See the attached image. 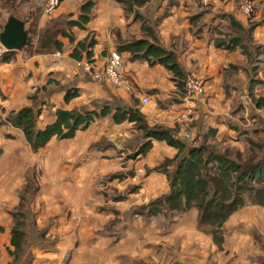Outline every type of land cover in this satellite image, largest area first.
<instances>
[{
    "label": "crops",
    "instance_id": "1",
    "mask_svg": "<svg viewBox=\"0 0 264 264\" xmlns=\"http://www.w3.org/2000/svg\"><path fill=\"white\" fill-rule=\"evenodd\" d=\"M87 1L63 0L48 19L43 15L44 0H0V32L9 15L24 23L28 36L34 19L39 33L54 22L66 28V22L78 20ZM91 1L83 29L66 28L73 42L57 37L60 51L29 53L24 48L7 62L0 60V264L13 262L8 254L12 214L19 208L23 188L29 193L31 181L35 186L28 213L37 234L30 249L32 264H262L264 253L253 242L252 232L264 229L263 207H245L231 215L220 248L197 230L196 209L180 214L165 209L148 216L143 207L169 191L166 174L157 168L178 150L144 137L133 122H114L113 115L117 109L138 111L148 129L172 131L188 107L190 138L181 141L187 147L198 146L209 130L216 131L211 140L223 130L228 136L236 134L227 125L233 115L242 114L252 97L264 98V0L255 1L250 18L242 16L234 0H217L207 8L198 0H150L137 9L158 44L175 54L183 74L204 79L203 96L189 104L170 71L159 64L130 61L127 52L120 55L130 91L94 82L81 70L70 56L78 41L93 40L92 60L101 64L121 42L145 38L141 21H133L113 0ZM32 41L34 49L36 40ZM71 89L77 94L65 102ZM249 106L257 113L264 111ZM24 107L39 111V130L55 122L59 110L89 113L91 121L73 137H53L34 152L22 131L5 121ZM105 107L109 113L100 116ZM38 239L45 241L41 245Z\"/></svg>",
    "mask_w": 264,
    "mask_h": 264
},
{
    "label": "trees",
    "instance_id": "2",
    "mask_svg": "<svg viewBox=\"0 0 264 264\" xmlns=\"http://www.w3.org/2000/svg\"><path fill=\"white\" fill-rule=\"evenodd\" d=\"M113 1L121 6L127 16L132 15L133 21H141V30L145 35L143 39H130L121 42L117 52L119 54L120 52L129 53L132 60H142L149 65L159 64L164 66L172 73V81L176 82L177 87L183 91L185 75L177 64L175 54L172 51L165 50L158 44L155 32L145 24V20L137 12V9L150 0ZM92 7L91 0L84 3L80 7L81 15L78 20L66 22V28L77 27L83 29V26L89 21ZM31 25L33 26L31 27V34L29 36L27 34V42L22 48L29 50V53L60 51L62 44L57 40L59 35L73 42V38L67 29L60 28L56 22L47 27L43 33L37 32L35 19ZM250 30L251 28L247 31L250 32ZM33 38L36 40L34 49ZM235 40L238 41L240 38L232 39V41ZM224 46L229 48L227 44ZM93 47V40L78 41L72 48L70 56L76 61L84 59L93 62ZM216 47L220 46L217 44ZM12 54L13 52H6L0 60L7 62ZM76 94L77 92L73 89L68 90L64 96V101L68 102ZM255 106L264 109V98L255 99ZM108 113L109 109L105 107L101 110L100 116ZM38 115L39 111H35L31 107H24L17 112H11L5 119L6 123L22 131L34 152L43 148L53 137L59 139L73 137L78 128H86L91 121L89 113L80 115L74 111L59 110L56 112L55 122L47 125L43 130H39L36 127ZM113 120L116 123L124 120L133 122L137 129L144 132V137L164 141L178 150L173 159L164 161L157 168L166 174L169 191L165 196L143 207L148 216L161 214L165 209L177 214L196 209L198 212L197 230L210 236L213 243L220 248L224 241L223 227L231 215L249 205L264 208V156L258 158L256 155V152L260 151L262 147L264 149V146L261 147L253 142L249 143L247 139L246 144L250 148L247 158L242 159L241 154L245 153V150L230 154L228 149L221 151L217 145L208 144V140L214 138L215 130H209L198 146L187 147L183 142L173 138L175 130L170 131L161 127L148 129L143 115L138 111L132 113L130 110L117 109L113 115ZM236 141L238 142V140ZM140 153H142V150ZM231 155H234V157ZM24 201L25 199L21 197L19 208L12 214L11 249H8V254L13 259L12 264H19L21 258H25V256L26 259L21 264H32L33 260V256L29 257L26 253V244L27 229L33 233L35 227L30 219L28 225L31 227L27 228V215L30 217L31 215L28 213V209H26L27 215L21 210ZM41 237H43V234ZM27 257L29 258L27 259Z\"/></svg>",
    "mask_w": 264,
    "mask_h": 264
},
{
    "label": "built area",
    "instance_id": "3",
    "mask_svg": "<svg viewBox=\"0 0 264 264\" xmlns=\"http://www.w3.org/2000/svg\"><path fill=\"white\" fill-rule=\"evenodd\" d=\"M234 1L243 16L247 18H250L252 16L254 11V0ZM198 2L202 7L207 8L215 5L217 3V0H198ZM60 4L61 0H44L43 15L48 19H52L55 16ZM5 51L6 50L0 45V57L1 54ZM77 65L83 72L87 73L94 82L107 84L123 89L125 91L131 90V83L125 77L123 71V61L121 55L117 51L111 52L101 64H91L87 60H81L78 61ZM183 83V99L187 104L196 102L203 96L205 82L202 79L187 74L184 77ZM141 102L142 104H146L148 102L147 97H143L141 99ZM191 115L192 110L188 107L178 115L177 119L174 122V139L183 141L190 138V134L187 130V125L190 122ZM108 140L111 141L112 139L108 138Z\"/></svg>",
    "mask_w": 264,
    "mask_h": 264
},
{
    "label": "rangeland",
    "instance_id": "4",
    "mask_svg": "<svg viewBox=\"0 0 264 264\" xmlns=\"http://www.w3.org/2000/svg\"><path fill=\"white\" fill-rule=\"evenodd\" d=\"M255 1L256 0L253 1L254 2V11H255ZM237 8H238V6H237ZM254 11H253V13H254ZM25 15H26V13H22L21 18H24ZM9 16H11V15H9ZM245 18H247V17H245ZM131 60L132 59H130V61ZM90 63L93 64L92 61ZM188 74H190V75H192L194 77L200 78V79H202L204 81V79L202 77L198 76V75H195V74H192V73H188ZM254 76L256 77L257 74H255ZM111 87H113V86H111ZM113 88L120 89V88H117V87H113ZM179 91H180V93H184V90L182 91V90L179 89ZM254 97H252L250 104L255 106V98ZM250 104H246L245 103L244 104V108L246 110L242 109L241 110L242 114H241V112H238L237 114L233 115L234 119L230 120V122L227 124L229 128L235 130L236 134H234V133L231 134L230 133V136H228V131L227 130H223L218 135V137L216 139L209 140L208 144L217 145L221 151H224V150L228 149L230 154H233L236 151H240L241 152L242 150H245V153L241 154V158L242 159L247 158L248 150L250 148V146L246 144V140L247 139H248L249 143L253 142V143H256V144L260 145L261 147L264 146V144H263L264 143V117L262 116L264 111H262L261 113H257L254 110V108H251L249 106ZM237 107L238 106H236V110H237ZM235 137L238 138L239 142L236 141ZM186 141H188V140H186ZM198 144H199V142H197V145ZM262 148H261L260 151L256 152V155H257L258 158H261L260 156H264V149H262ZM231 156L234 157V155H231ZM31 184H32V187L30 188L29 191L27 190L29 193H26L24 188L21 191L22 194L20 193L21 197L25 199V201L22 203V207H21V210L25 213V215H27L26 209L29 208V204L28 203L30 202V199H31V196H32V192H33V188L35 186V183H33L32 181L28 182V185H31ZM246 207H250V205L246 206ZM30 219H31V217L27 215V219H26L27 228L31 227L30 225H28ZM27 231H28V236H27V244H26V246H27V252L26 253L30 257V256H33V254L30 251V249L32 247H35V244H36L37 240H36V235H35L34 232L32 233V231L28 230V229H27ZM106 232H107L106 235H108V237H109L110 236L109 235L110 231L108 232V230H107ZM258 236H260L262 238L261 241L258 240V238H257ZM252 237H253V242L256 243L257 245H259L260 246V250L264 253V229L262 230V232H261V228H259L257 230V232H252ZM38 240L41 241V245L43 244L42 241H45V239L44 240L43 239H38ZM29 257H27V259ZM25 259H26V256H25V258L22 257L20 262H19V264L23 263L25 261ZM261 261H262V264H264V256L261 258Z\"/></svg>",
    "mask_w": 264,
    "mask_h": 264
},
{
    "label": "water",
    "instance_id": "5",
    "mask_svg": "<svg viewBox=\"0 0 264 264\" xmlns=\"http://www.w3.org/2000/svg\"><path fill=\"white\" fill-rule=\"evenodd\" d=\"M27 32L24 23L10 16L7 18L2 31L0 32V45L7 52L21 50L27 42Z\"/></svg>",
    "mask_w": 264,
    "mask_h": 264
}]
</instances>
